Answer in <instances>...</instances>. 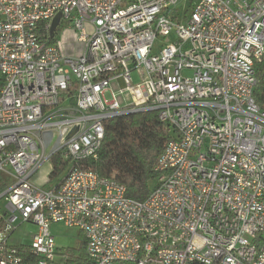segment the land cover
<instances>
[{
	"label": "built area",
	"instance_id": "obj_1",
	"mask_svg": "<svg viewBox=\"0 0 264 264\" xmlns=\"http://www.w3.org/2000/svg\"><path fill=\"white\" fill-rule=\"evenodd\" d=\"M58 14L78 55L51 33ZM263 58L264 0H0V264H68L60 222L90 264H264ZM143 111L173 137L140 201L80 162L107 120ZM56 155L75 164L36 185ZM29 222L31 244H11Z\"/></svg>",
	"mask_w": 264,
	"mask_h": 264
},
{
	"label": "trees",
	"instance_id": "obj_2",
	"mask_svg": "<svg viewBox=\"0 0 264 264\" xmlns=\"http://www.w3.org/2000/svg\"><path fill=\"white\" fill-rule=\"evenodd\" d=\"M66 26L62 24L56 30V35ZM255 68L258 82L254 95L264 110V58L256 63ZM172 137L173 131L159 120L156 111L114 117L105 122V136L98 157L80 163L103 177L123 183L128 197L142 201L149 196L153 182L160 175L156 165ZM52 163L54 169L49 174L50 181L62 177L68 167L75 164L71 160H63L59 155L53 157ZM2 227L3 223L0 222V230ZM21 250H26V246L23 245ZM68 253V264H90L85 237L79 249L69 250ZM25 256L31 260L28 254Z\"/></svg>",
	"mask_w": 264,
	"mask_h": 264
},
{
	"label": "rangeland",
	"instance_id": "obj_3",
	"mask_svg": "<svg viewBox=\"0 0 264 264\" xmlns=\"http://www.w3.org/2000/svg\"><path fill=\"white\" fill-rule=\"evenodd\" d=\"M63 30L58 33L57 40L60 43L62 41L67 42L69 40L76 39L74 34L71 32L72 35L67 33L62 36ZM63 42V43H64ZM168 38L159 36L155 42V46H161L162 44H167ZM74 43V41H73ZM66 44V43H65ZM64 49H67V46H63ZM191 72L187 71L185 74L189 75ZM135 75V82L139 81V78L136 74ZM125 102L131 101L128 93H125V96L122 97ZM50 163L44 165L42 170L36 174L33 178V182L38 185L42 186L43 188H49L52 186L51 183L48 182V175L50 174ZM154 183V182H153ZM5 204L4 198L0 200V207H3ZM1 209V208H0ZM51 229L53 234L55 235L58 251L60 254L66 253L72 249H79L81 244L84 240V234L78 227H70L66 226L63 223H54L51 225ZM38 231V226L34 223H22L20 224L17 229L12 233L9 237V242L14 245L18 244H31L33 241V234Z\"/></svg>",
	"mask_w": 264,
	"mask_h": 264
},
{
	"label": "crops",
	"instance_id": "obj_4",
	"mask_svg": "<svg viewBox=\"0 0 264 264\" xmlns=\"http://www.w3.org/2000/svg\"><path fill=\"white\" fill-rule=\"evenodd\" d=\"M71 32L74 34V37H75V33L70 28H65L63 30V32H62V36L64 34L66 35L67 33H69L70 35H72ZM73 41H74V43H73ZM63 42L64 41H62V43H60L59 40H58V43L60 45V48H61V50H62V52L64 54H67V55H78L79 53H81L82 46L77 41V39L69 40V41L64 42V43ZM63 46H67L68 48L67 49H64Z\"/></svg>",
	"mask_w": 264,
	"mask_h": 264
},
{
	"label": "water",
	"instance_id": "obj_5",
	"mask_svg": "<svg viewBox=\"0 0 264 264\" xmlns=\"http://www.w3.org/2000/svg\"><path fill=\"white\" fill-rule=\"evenodd\" d=\"M60 17H61V14H58V15L55 17L54 21H53L52 28H51V33H52V35L55 34V30H56V28H57V26H58V24H59Z\"/></svg>",
	"mask_w": 264,
	"mask_h": 264
}]
</instances>
